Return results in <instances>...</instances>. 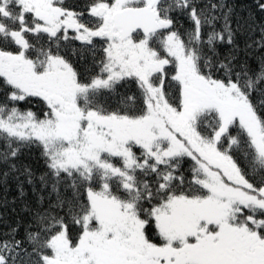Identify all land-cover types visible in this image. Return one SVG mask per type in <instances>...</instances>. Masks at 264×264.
Wrapping results in <instances>:
<instances>
[{
	"label": "snow or ice",
	"instance_id": "6c2138e0",
	"mask_svg": "<svg viewBox=\"0 0 264 264\" xmlns=\"http://www.w3.org/2000/svg\"><path fill=\"white\" fill-rule=\"evenodd\" d=\"M0 189V264H264V0H0Z\"/></svg>",
	"mask_w": 264,
	"mask_h": 264
},
{
	"label": "trees",
	"instance_id": "16d2710c",
	"mask_svg": "<svg viewBox=\"0 0 264 264\" xmlns=\"http://www.w3.org/2000/svg\"><path fill=\"white\" fill-rule=\"evenodd\" d=\"M236 6H237V11L239 12L240 15H246L248 11L253 10L255 0H231ZM10 191L8 192V197L11 199L16 193L14 189V185L10 186ZM3 189H0V195H3ZM10 218L12 220L16 219L15 215L9 213Z\"/></svg>",
	"mask_w": 264,
	"mask_h": 264
}]
</instances>
